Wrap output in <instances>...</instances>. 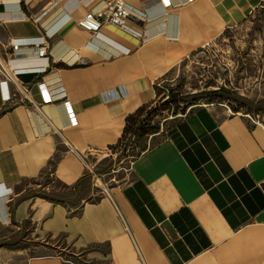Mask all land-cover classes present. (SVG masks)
Masks as SVG:
<instances>
[{
    "label": "crops",
    "instance_id": "crops-1",
    "mask_svg": "<svg viewBox=\"0 0 264 264\" xmlns=\"http://www.w3.org/2000/svg\"><path fill=\"white\" fill-rule=\"evenodd\" d=\"M261 1L125 0L138 40L78 27L101 1L0 0V60L22 46L0 75V264H264V121L245 107L192 104L127 169L104 170L181 61L242 37Z\"/></svg>",
    "mask_w": 264,
    "mask_h": 264
},
{
    "label": "rangeland",
    "instance_id": "rangeland-1",
    "mask_svg": "<svg viewBox=\"0 0 264 264\" xmlns=\"http://www.w3.org/2000/svg\"><path fill=\"white\" fill-rule=\"evenodd\" d=\"M235 34L242 37H218L204 49V53L181 61L174 76L168 77L160 90L159 104L156 108L146 110L142 117L132 121L122 139L117 154L112 163L105 169L112 168L122 171L129 167L140 153L156 146L166 136L168 129L165 119H172L177 114L187 110L192 104L206 105L224 103L214 91L224 89L242 97L253 104L249 113L259 116L264 121V14L261 9L248 18L247 25L236 30ZM225 87V88H224ZM233 112L239 104L228 101ZM179 104V105H178ZM186 104V105H185ZM261 109V110H259ZM164 129V130H163ZM155 132L160 136L151 138ZM101 156H104L102 154ZM99 156L98 158H101ZM94 183L101 186L103 180L94 177ZM47 186L65 193L51 176ZM26 191H36L32 194L42 195L32 183L22 185ZM36 189V190H35ZM47 193V192H45ZM64 195V194H63ZM50 199H59V194H44ZM12 234L0 226V248L11 246ZM26 228L20 234L18 242L26 240ZM14 241V240H13Z\"/></svg>",
    "mask_w": 264,
    "mask_h": 264
},
{
    "label": "built area",
    "instance_id": "built-area-1",
    "mask_svg": "<svg viewBox=\"0 0 264 264\" xmlns=\"http://www.w3.org/2000/svg\"><path fill=\"white\" fill-rule=\"evenodd\" d=\"M97 1H101V7L96 12L89 9L86 11L83 18L77 23L80 29L94 35L101 28L110 26L134 39H141V34L130 26V23L135 22L136 18L131 14L130 7L125 0H89V2L85 4V7ZM259 9H261L264 14V0L261 1ZM9 45L10 53L6 54L4 60H0V75L4 80H9L14 76L15 71L10 62L18 55V51L22 48L21 45L11 42H9ZM35 54L39 59L47 58L48 54L45 42H41V44L36 47ZM228 90L231 91V89ZM243 117L255 125L263 121L260 120L259 116L249 112L244 113Z\"/></svg>",
    "mask_w": 264,
    "mask_h": 264
},
{
    "label": "trees",
    "instance_id": "trees-1",
    "mask_svg": "<svg viewBox=\"0 0 264 264\" xmlns=\"http://www.w3.org/2000/svg\"><path fill=\"white\" fill-rule=\"evenodd\" d=\"M213 94H216V96L222 99H226L227 101H232L243 107H247L248 110H252V108L254 107L253 104L247 101L246 99L238 97L228 90L219 89L218 91H214Z\"/></svg>",
    "mask_w": 264,
    "mask_h": 264
},
{
    "label": "snow or ice",
    "instance_id": "snow-or-ice-1",
    "mask_svg": "<svg viewBox=\"0 0 264 264\" xmlns=\"http://www.w3.org/2000/svg\"><path fill=\"white\" fill-rule=\"evenodd\" d=\"M165 3H167V0H165Z\"/></svg>",
    "mask_w": 264,
    "mask_h": 264
}]
</instances>
